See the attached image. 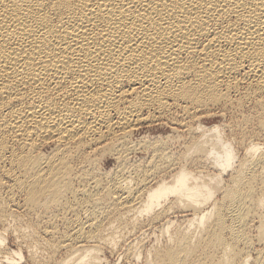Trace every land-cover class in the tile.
Returning a JSON list of instances; mask_svg holds the SVG:
<instances>
[{
  "label": "bare ground",
  "instance_id": "1",
  "mask_svg": "<svg viewBox=\"0 0 264 264\" xmlns=\"http://www.w3.org/2000/svg\"><path fill=\"white\" fill-rule=\"evenodd\" d=\"M0 264H264V0H0Z\"/></svg>",
  "mask_w": 264,
  "mask_h": 264
},
{
  "label": "rangeland",
  "instance_id": "2",
  "mask_svg": "<svg viewBox=\"0 0 264 264\" xmlns=\"http://www.w3.org/2000/svg\"><path fill=\"white\" fill-rule=\"evenodd\" d=\"M227 119H229V117L221 116V114H213L212 116H205V118H203V123L205 126L210 128L214 126H219L221 128H224L223 130H225V125H228V123L230 122V119ZM168 131V128L163 127V131H161L160 134L166 135L169 133Z\"/></svg>",
  "mask_w": 264,
  "mask_h": 264
}]
</instances>
